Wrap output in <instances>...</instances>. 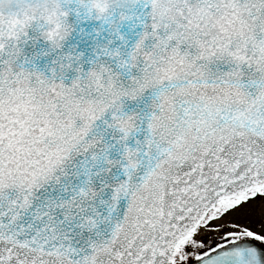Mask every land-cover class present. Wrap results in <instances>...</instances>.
Here are the masks:
<instances>
[{"label":"snow or ice","instance_id":"1","mask_svg":"<svg viewBox=\"0 0 264 264\" xmlns=\"http://www.w3.org/2000/svg\"><path fill=\"white\" fill-rule=\"evenodd\" d=\"M0 264H264V0H0Z\"/></svg>","mask_w":264,"mask_h":264}]
</instances>
